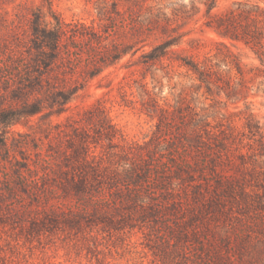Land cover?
I'll return each instance as SVG.
<instances>
[{"label": "trees", "instance_id": "1", "mask_svg": "<svg viewBox=\"0 0 264 264\" xmlns=\"http://www.w3.org/2000/svg\"><path fill=\"white\" fill-rule=\"evenodd\" d=\"M6 1L0 0V77L11 103L0 107V181L15 198L11 210L32 214L30 230L138 227L164 264H264V170L256 151L244 152L186 98L164 106L156 92V71L171 77L184 69L215 104L246 100L243 63H223L241 75L235 82L221 63L176 48L187 34L179 22L189 17L184 7L170 16L146 0H97L96 27L66 20L54 0L19 3L13 12ZM202 2L206 26L250 45L264 62L260 3L238 0L215 11L218 0ZM128 54L135 58L129 66L142 68V109L158 118L150 139L126 140L100 100L79 118L53 119ZM124 100L133 101L126 93ZM37 115L41 135L14 129L33 128ZM246 126L262 141L253 112Z\"/></svg>", "mask_w": 264, "mask_h": 264}, {"label": "rangeland", "instance_id": "2", "mask_svg": "<svg viewBox=\"0 0 264 264\" xmlns=\"http://www.w3.org/2000/svg\"><path fill=\"white\" fill-rule=\"evenodd\" d=\"M234 1L238 0H218L214 10L222 11L232 7ZM248 1L260 3L264 7V0ZM41 2L42 0H7L3 5L13 12L19 3L36 6ZM194 4L200 7V11L193 9ZM146 6L160 8L170 16H174L177 8L187 9L189 17L179 20L180 23L186 22L181 30L187 34L176 48H183L187 54H192L201 61L210 58L213 62L221 63L224 75L232 76L235 82L240 81L241 75L236 68L228 71L229 68L223 63L237 57L243 63L249 85L246 100L230 99L227 103L215 104L211 96L204 94V89L199 88L196 80L185 75L184 69L180 75L176 73L171 77H165L161 71H156L159 102L165 106L174 105L184 98L191 101L209 116L215 129H224L227 135L236 139L237 146L244 145V152L256 151L258 162L264 170V136L262 141L259 135L251 138L246 126L247 114L253 112L264 130V62L260 56L243 41H232L206 26V6L202 0H146ZM54 7L68 21H83L96 27L102 24L97 0H54ZM134 60L128 54L116 65L106 68L88 82L86 88L71 102L69 110L53 119L66 121V117L70 115L79 118L87 108L100 100L108 107L114 123L123 130L126 140L143 142L150 139L156 130L158 118L142 109V92L138 86L142 68L136 64L129 66ZM147 81L152 88L150 74ZM5 85L6 81L1 76L0 107L11 103V98L4 90ZM125 93L128 98L133 99L132 102H125ZM39 119L38 115L32 118L35 123L33 128L17 124L14 129L33 134L36 131L41 135L40 123H36ZM16 136L19 137L17 134ZM239 141H242L241 144ZM12 174L15 175L13 171ZM8 187V182L0 181V264H164L161 257L147 245L149 241L145 230L138 227L101 229L100 226L89 225L79 232L61 229L40 234L32 232V214L25 211L29 208L22 206L21 210L25 213L18 215L7 205L15 200L8 193ZM24 196L29 203L32 202L28 194Z\"/></svg>", "mask_w": 264, "mask_h": 264}]
</instances>
